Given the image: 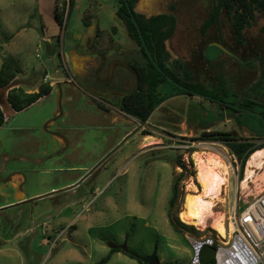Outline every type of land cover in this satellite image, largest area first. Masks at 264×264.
Here are the masks:
<instances>
[{"label": "rangeland", "instance_id": "rangeland-1", "mask_svg": "<svg viewBox=\"0 0 264 264\" xmlns=\"http://www.w3.org/2000/svg\"><path fill=\"white\" fill-rule=\"evenodd\" d=\"M117 1L75 0L60 27L55 0H0V69L5 59L13 62L25 93L33 81L35 88L42 82L52 88L20 112L5 109L0 264H97L106 257V264H139L123 252L111 254V245H125L135 257L154 253L160 264H190L188 239H219L214 223L222 220L227 233L230 217L264 190L257 170L256 184L249 183L242 195L239 168L228 149L196 140L206 130L250 137L230 117L206 123L207 111L217 113L211 101L170 98L145 124L119 111L121 96L135 87L129 63L140 55L115 14ZM57 3L61 12L65 0ZM211 4L138 0L135 11L147 17L174 14L176 30L166 42L170 60L184 62L206 85H215L216 73H222L231 90L241 92L261 75L256 59L264 64V12H255L244 44L237 46L224 13L220 29L201 35ZM218 42L235 57L224 51L219 56L211 46ZM206 48L207 55L219 56L212 66L204 61ZM251 57L253 67H245ZM13 83L0 90L2 108ZM200 153L204 160L211 153L222 157L228 167L226 188L202 230L179 219L185 196L199 188L193 155ZM177 157L185 166L182 176ZM175 178L178 197L170 208Z\"/></svg>", "mask_w": 264, "mask_h": 264}, {"label": "trees", "instance_id": "trees-1", "mask_svg": "<svg viewBox=\"0 0 264 264\" xmlns=\"http://www.w3.org/2000/svg\"><path fill=\"white\" fill-rule=\"evenodd\" d=\"M137 1L118 0L116 4L115 14L123 22L128 37L136 44L140 55L139 59H134L129 63L136 76V86L132 92L125 94L119 100V111L134 118L138 123L145 124L163 102L173 97L194 96L192 93L195 92L218 100L211 101L204 98L211 101L217 109V113L214 112L215 115L207 111L205 122L213 123L225 117H231L239 129L244 128L250 133V137L243 138L234 135V132L228 131L206 130L196 140L215 141L223 144L236 160L239 168L238 176L241 181L249 157L256 151L264 149L263 122L260 118L244 112V110L255 112L264 119V64L262 59L260 57L256 59L261 66V75L257 81L246 85L241 92L231 90L227 79L222 73H216L215 85L210 86L203 81H197L194 78V73L184 62L170 60V54L166 49L167 40L173 36L176 30V16L166 13L147 17L135 11ZM74 6L75 0H65L63 10L60 12L57 0H55V19L60 27H63V24H67ZM256 11L264 12V0H212L210 11L200 28L201 35L204 36L208 30L214 27L220 29V17L224 13L230 23L231 34L235 44L242 46L244 44L245 31L251 28V22ZM143 42L147 52L154 58L164 75L151 62L144 49ZM216 44L225 48L222 42ZM211 46L216 49L218 55L223 52L216 45ZM207 48L204 52V61L208 66H212L220 55H207ZM237 60L241 62V59L237 58ZM244 63L245 67L251 68L255 61L251 57ZM13 67V62L5 59L0 69V90L10 86L16 78V74L19 73V69L17 70ZM166 76L186 88L188 92L168 81ZM51 89L47 83H42L36 92L29 94L23 92L20 87L12 88L7 94V101L15 112H20L47 96ZM234 105L241 110L232 107ZM4 123L5 114L0 106V128ZM190 151L193 152V150ZM176 163L182 169L180 174L182 176L185 166L180 162V157H177ZM178 180V178H175L172 183V196L169 201L170 208L174 206L178 197ZM171 224L173 226L172 222ZM114 252H123L131 258L137 259L127 250L126 246L111 245L110 253ZM108 259L109 257H106L97 264H106ZM138 261L139 264H146L140 260ZM156 264H160L159 261Z\"/></svg>", "mask_w": 264, "mask_h": 264}, {"label": "built area", "instance_id": "built-area-1", "mask_svg": "<svg viewBox=\"0 0 264 264\" xmlns=\"http://www.w3.org/2000/svg\"><path fill=\"white\" fill-rule=\"evenodd\" d=\"M230 228L223 239L189 238L193 248L190 264H264V191L230 217ZM214 248V256L202 262L206 247Z\"/></svg>", "mask_w": 264, "mask_h": 264}, {"label": "bare ground", "instance_id": "bare-ground-1", "mask_svg": "<svg viewBox=\"0 0 264 264\" xmlns=\"http://www.w3.org/2000/svg\"><path fill=\"white\" fill-rule=\"evenodd\" d=\"M258 151L251 155L244 172L245 177L240 181L242 195L248 188L249 183H255L257 181L254 178L257 170L262 172L260 178L264 186V149ZM193 156H195L193 161L195 162L196 168L194 181L197 182L199 188L192 187V191L185 196L183 209L179 213V219L184 224L202 230L208 227H206V219L211 213V208L214 206L213 202L219 197L222 188H226L228 167L221 159L222 157L220 158L212 153L207 155V160L202 158L201 153L194 154ZM213 229L217 232L219 239H223L226 236V230L222 220L215 222Z\"/></svg>", "mask_w": 264, "mask_h": 264}, {"label": "water", "instance_id": "water-1", "mask_svg": "<svg viewBox=\"0 0 264 264\" xmlns=\"http://www.w3.org/2000/svg\"><path fill=\"white\" fill-rule=\"evenodd\" d=\"M213 45H216V46L219 47L222 51H224L225 53H228L227 50L224 49L221 45L216 44V43H213ZM143 46H144L145 51L147 52V48H146L144 42H143ZM147 54H148V56H149L151 62H152L153 65L155 66V68H156V69H157L162 75H164V72L158 67V65H157L156 62L154 61V58L151 57V56L149 55L148 52H147ZM166 79H167L168 81H170L171 83H173L175 86H177V87L183 89L184 91H187V92H188V90H187L186 88L180 86L179 84H177L176 82H174L173 80H171L168 76H166ZM250 87H251V86H250ZM192 94H193L194 96L198 97V98H206V99H209V100H211V101H217V100H215V99H213V98H210V97H208V96H203V95L198 94V93H195V92H193ZM232 107H234L235 109L241 110L238 106H235V105H234V106H232ZM244 112L247 113V114H250V115H253V116H255V117L260 118L261 121H262L263 124H264V119H263L262 116H260L259 114L255 113V112L247 111V110H244ZM122 246H125V245H122ZM213 256H214V248H213V247H209V246L206 247V248L203 250V252H202V262H203V263H207V262H208ZM137 259L140 260V261L143 262V263H146V264H156V263H158V260H157V258H156V255H155L154 253L151 254V255H149V256H145V257H137Z\"/></svg>", "mask_w": 264, "mask_h": 264}, {"label": "crops", "instance_id": "crops-1", "mask_svg": "<svg viewBox=\"0 0 264 264\" xmlns=\"http://www.w3.org/2000/svg\"><path fill=\"white\" fill-rule=\"evenodd\" d=\"M130 69H131V68H130ZM131 72L133 73L132 69H131ZM32 75H33V73H32ZM133 76L135 77V86H136V76H135L134 73H133ZM45 78H46V77H45ZM20 81H22V83H24L22 79L20 80L18 77H16L15 80L13 81V82H14L13 84H15L16 86L13 87V88H17V87H20V88H21V86H22V87H25ZM42 83H43V82H42ZM42 83H41V84H42ZM44 83H45V82H44ZM35 85H36V84H34V81H33L32 83L29 84L28 88H25L24 90H25L26 93H28V94H29V93H33V92H36V91L38 90V88H39L41 85L38 86V87H36V88H35ZM251 85H252V84H251ZM11 89H12V88H10V89L5 93V96H4V97H5V101H6V103L8 104L7 107L5 106V108L3 107V108H4V109H3L2 106H1V104H0V106H1L2 110L4 111V113H5V109H7L8 107H10V109L12 110L11 112H13V109L11 108V106H10V104L8 103L7 98H6L8 92H9ZM134 89H135V87H134ZM134 89H133V90H134ZM133 90H132V91H133ZM132 91H130V92H132ZM130 92H129V93H130ZM126 94H128V93H126ZM124 95H125V94H123V95L121 96V98H122ZM121 98H120V99H121ZM0 99H1V97H0ZM117 103H118V102H117ZM120 112H121V111H120ZM131 118H132V117H131ZM230 118H231V117H230ZM133 119H134V118H133ZM216 122H217V121H216ZM218 122H219V121H218ZM258 152H259V151H258ZM250 157H251V156H250ZM250 157H249V159H250ZM249 159H248V161H249ZM248 161H247V162H248ZM247 162H246V165H247ZM245 167H246V166H245Z\"/></svg>", "mask_w": 264, "mask_h": 264}, {"label": "flooded vegetation", "instance_id": "flooded-vegetation-1", "mask_svg": "<svg viewBox=\"0 0 264 264\" xmlns=\"http://www.w3.org/2000/svg\"><path fill=\"white\" fill-rule=\"evenodd\" d=\"M213 44V43H212ZM225 49V48H224ZM228 53H226V54H228V55H231V56H233V54L232 53H230L229 51H227ZM225 53V52H224ZM233 57H235V55L233 56ZM44 198V197H43Z\"/></svg>", "mask_w": 264, "mask_h": 264}]
</instances>
